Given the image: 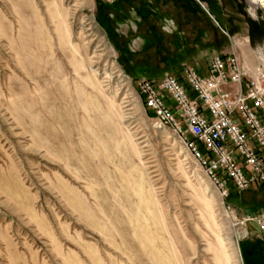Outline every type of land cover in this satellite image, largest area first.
<instances>
[{
  "label": "rangeland",
  "instance_id": "1",
  "mask_svg": "<svg viewBox=\"0 0 264 264\" xmlns=\"http://www.w3.org/2000/svg\"><path fill=\"white\" fill-rule=\"evenodd\" d=\"M138 1L0 0V264H264V187L222 198L137 88L212 55L140 38ZM236 2L264 73V7Z\"/></svg>",
  "mask_w": 264,
  "mask_h": 264
},
{
  "label": "built area",
  "instance_id": "2",
  "mask_svg": "<svg viewBox=\"0 0 264 264\" xmlns=\"http://www.w3.org/2000/svg\"><path fill=\"white\" fill-rule=\"evenodd\" d=\"M259 71V70H258ZM138 91L157 123L172 128L226 198L264 187V73H248L235 53L212 54L207 74L183 64L181 74L140 79ZM264 231V216L257 218Z\"/></svg>",
  "mask_w": 264,
  "mask_h": 264
},
{
  "label": "crops",
  "instance_id": "3",
  "mask_svg": "<svg viewBox=\"0 0 264 264\" xmlns=\"http://www.w3.org/2000/svg\"><path fill=\"white\" fill-rule=\"evenodd\" d=\"M202 2L205 3L207 8L202 6L200 1L179 0L177 2L185 13H188V8H192L191 10L197 8L205 13L202 14L204 15L201 18L202 26L199 27H193L188 15H186L187 17L182 15V27L180 28L178 26L179 17L173 13L172 8H165L166 4L163 0H155V2L152 0H139L138 3L142 13L140 17H144V22L142 21L143 24L140 25V38L150 39L153 26H155V33L161 32L164 39L170 40L178 39L179 41L181 38H194L193 32H199L200 46L190 45L193 52L206 50L211 55L214 53L233 52L245 65L246 63L241 56L250 54L252 50L250 25L246 16L239 9L236 0H203ZM184 31H187L185 35L183 34ZM254 41L256 42V39ZM169 44L167 43V45ZM176 47L178 49L176 53L184 50V46H180L179 43ZM196 70L202 75L207 74V66L199 67ZM249 257L251 256H248V260L247 256L245 257L246 264H251Z\"/></svg>",
  "mask_w": 264,
  "mask_h": 264
},
{
  "label": "bare ground",
  "instance_id": "4",
  "mask_svg": "<svg viewBox=\"0 0 264 264\" xmlns=\"http://www.w3.org/2000/svg\"><path fill=\"white\" fill-rule=\"evenodd\" d=\"M248 3H249V12L252 16H256V8L258 6H261V7H264V0H248ZM239 59V58H238ZM240 63H242L240 61ZM243 64V63H242ZM246 69L248 70V73L250 75H252L253 77H257L258 76V72L256 73L255 71L252 72L248 67H246ZM174 74V73H173ZM179 76L181 74V68L179 69V72H178ZM177 75V74H176ZM149 109V108H148ZM153 113V112H152ZM154 115V113H153ZM155 116V115H154Z\"/></svg>",
  "mask_w": 264,
  "mask_h": 264
},
{
  "label": "trees",
  "instance_id": "5",
  "mask_svg": "<svg viewBox=\"0 0 264 264\" xmlns=\"http://www.w3.org/2000/svg\"><path fill=\"white\" fill-rule=\"evenodd\" d=\"M249 24H250V36H251V41H253L254 35L256 33H259V29L257 27H255V23L253 22V20H249ZM258 30V32H257ZM264 33V32H263ZM258 35V34H257ZM256 36V35H255ZM264 37V34H260V36L258 35V38L262 39ZM257 38V37H255ZM230 195V194H229Z\"/></svg>",
  "mask_w": 264,
  "mask_h": 264
}]
</instances>
